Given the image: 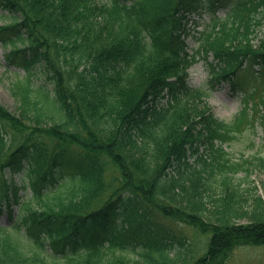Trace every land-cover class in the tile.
Returning a JSON list of instances; mask_svg holds the SVG:
<instances>
[{"label": "trees", "instance_id": "obj_1", "mask_svg": "<svg viewBox=\"0 0 264 264\" xmlns=\"http://www.w3.org/2000/svg\"><path fill=\"white\" fill-rule=\"evenodd\" d=\"M204 1L212 18L191 56L181 36L200 0H0L19 18L0 26L6 61L26 72L14 84L18 112L0 103V214L10 221L0 264H225L264 246V198L245 208L248 190L234 179L264 170V157L233 162L224 148L250 127L264 131V0L238 1L224 19L223 0ZM209 56L211 84L262 81L232 122L188 85ZM36 69L51 109L33 96ZM17 172L29 180L24 203ZM173 223L205 236L203 252Z\"/></svg>", "mask_w": 264, "mask_h": 264}, {"label": "rangeland", "instance_id": "obj_2", "mask_svg": "<svg viewBox=\"0 0 264 264\" xmlns=\"http://www.w3.org/2000/svg\"><path fill=\"white\" fill-rule=\"evenodd\" d=\"M203 1V0H202ZM234 0L224 1L219 7L216 6V15L223 18L226 13L230 10ZM202 4H199L202 15L200 16L197 12H193L187 15V18L184 20L185 28L187 31L181 36V39L184 40L186 50L189 51V54H192L193 51H196L198 47V31L201 30L200 26L196 25V21L208 22L212 14L206 12V7ZM13 14L4 11L0 7V26L14 23ZM261 33H264V24L261 27ZM262 35H258V38L254 40L255 43L258 42V39ZM11 46L0 43V103L9 109L12 112H18L19 103L17 98L14 96V84L17 81H24L26 77V72L22 68L14 65H9L6 62L5 55L10 51ZM212 57L204 58L201 57L198 59L197 63L189 70V86L193 89L202 88V90L209 92V97L206 100L209 106L212 109L214 115L222 121L232 122L238 113L243 107L241 102L243 94L242 91L248 92L250 90H256V88L261 87V80H252L247 86L240 87L236 91L230 90L228 85H221L220 87L214 86L210 88V63ZM258 69V68H256ZM34 73L35 77L33 78V96L38 99L42 105L51 109L52 106L50 103H46L43 98H41L42 93H39V89L48 90L52 86L46 83L45 77L39 73V69H36ZM44 88V89H43ZM41 91V92H42ZM256 99L253 103L257 102ZM166 103V100L163 101ZM50 112V111H49ZM51 114L55 112L51 111ZM62 119L59 115L56 116L55 120ZM224 148L230 154V157L233 162H242L244 159H252L255 156L264 157V131L262 126L258 125L255 128H249L244 133L237 136L236 139L232 140L229 145H225ZM201 153L209 157V153H206L201 150ZM196 160L195 157L191 158V162ZM254 167V168H253ZM68 172H64V179L60 180L56 185L57 188L64 186L68 182ZM9 177L10 174L8 173ZM15 179V182L20 184H25L27 186L26 190H21L20 194L22 195L21 202L31 199L30 188L28 186L29 180L25 177L22 172L14 173L12 176ZM221 177H218L220 181ZM236 183H242V189H247L245 191V197L250 198L248 203L243 204L245 208L248 207L249 210L252 209L253 197L258 196L264 198V170L262 167L257 166V164L252 165L250 172L241 170L237 175L234 176ZM220 182H217L216 185H219ZM218 191V190H217ZM16 212L18 208L15 209ZM248 219L238 220V223H247ZM6 214L0 215V224H8ZM169 228L173 229L175 235L178 238L186 237L188 240H191L193 244L199 249L200 252H203L205 245V236L197 234L193 231L192 228L173 223L168 225ZM225 264H264V246H247L240 247L236 249L231 256V258Z\"/></svg>", "mask_w": 264, "mask_h": 264}]
</instances>
